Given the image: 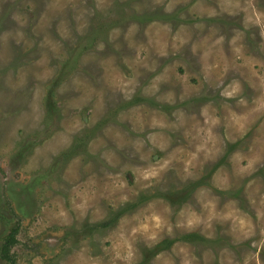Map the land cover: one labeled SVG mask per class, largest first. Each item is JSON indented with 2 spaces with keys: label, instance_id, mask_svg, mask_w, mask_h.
<instances>
[{
  "label": "rangeland",
  "instance_id": "rangeland-1",
  "mask_svg": "<svg viewBox=\"0 0 264 264\" xmlns=\"http://www.w3.org/2000/svg\"><path fill=\"white\" fill-rule=\"evenodd\" d=\"M13 228L15 264H264V0H0V264Z\"/></svg>",
  "mask_w": 264,
  "mask_h": 264
},
{
  "label": "trees",
  "instance_id": "trees-1",
  "mask_svg": "<svg viewBox=\"0 0 264 264\" xmlns=\"http://www.w3.org/2000/svg\"><path fill=\"white\" fill-rule=\"evenodd\" d=\"M120 215H118L119 217ZM115 221L114 219L112 220H108L105 223H102L100 226L101 228H109L112 227L114 225ZM18 229L17 228H13L12 231L9 233V235L5 238V242L1 248V257L3 258V260H5L7 262V264H15V257L12 253V249L16 246V244L18 243L17 240V236H18ZM175 242V240H164V244H166L167 248H171L173 243Z\"/></svg>",
  "mask_w": 264,
  "mask_h": 264
}]
</instances>
